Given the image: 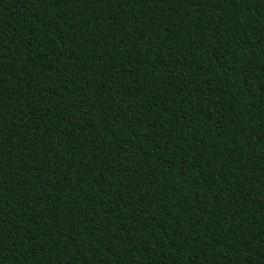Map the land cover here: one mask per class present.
<instances>
[{
    "label": "trees",
    "instance_id": "trees-1",
    "mask_svg": "<svg viewBox=\"0 0 264 264\" xmlns=\"http://www.w3.org/2000/svg\"><path fill=\"white\" fill-rule=\"evenodd\" d=\"M0 264H264V0H0Z\"/></svg>",
    "mask_w": 264,
    "mask_h": 264
}]
</instances>
